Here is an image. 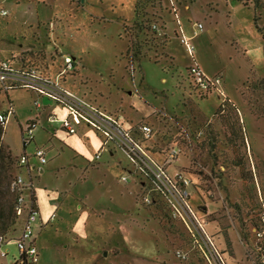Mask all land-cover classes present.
<instances>
[{
    "label": "rangeland",
    "instance_id": "1",
    "mask_svg": "<svg viewBox=\"0 0 264 264\" xmlns=\"http://www.w3.org/2000/svg\"><path fill=\"white\" fill-rule=\"evenodd\" d=\"M135 2L10 0L2 5L17 7L18 13L0 16V59L60 78L71 92L105 109L143 142L149 158L170 175L178 172L188 179L189 209L174 207L117 141L121 150L113 148L126 181L107 180L108 171L117 172L113 161L97 171L81 169L83 159L93 156L94 137L84 141L57 129L53 135L37 118L34 101L42 108L48 104L46 112L55 105L29 89H11L7 96L0 91V112L11 111L3 143L16 159L25 152L34 165L35 146L47 147L48 155L61 147L33 178L43 211L52 209L49 200L55 201L59 189L77 193L80 174L88 176L89 187L99 180L104 184L97 186L99 192L93 188V197L105 194L112 182L111 202L81 217L82 225L95 232L89 243L74 236L57 240L56 247L95 249L94 264L108 249L120 252L127 264H264V0H140L137 15ZM188 21L202 24L190 38L191 54L181 42L186 35L181 23L195 35ZM191 63L206 76L219 75L218 89L200 98L189 90L185 67ZM29 121L37 125L33 140L23 147ZM140 124L151 128L147 140L137 131ZM74 143L79 158L67 148ZM60 164L64 168L57 169ZM13 167L15 175L18 167ZM13 199L10 188L0 190L5 238L17 227ZM30 264H41V258Z\"/></svg>",
    "mask_w": 264,
    "mask_h": 264
},
{
    "label": "crops",
    "instance_id": "2",
    "mask_svg": "<svg viewBox=\"0 0 264 264\" xmlns=\"http://www.w3.org/2000/svg\"><path fill=\"white\" fill-rule=\"evenodd\" d=\"M173 3H176V0H170ZM195 1V0H193ZM191 0V2H193ZM10 0H2L3 5L9 6ZM186 4V3H185ZM2 5V6H3ZM187 5H185L186 7ZM189 13L191 12V7L189 6ZM8 11L10 10L9 17L15 18L18 9L10 7H7ZM25 21V20H23ZM191 28L194 30V24L197 23L196 21L190 22ZM181 27L184 30V33L186 34V38L188 39L190 43V38H194L195 35H192V29L189 31L185 29L181 23ZM1 44V41H0ZM5 60H10L6 59ZM11 61V60H10ZM12 63V62H11ZM15 65V64H14ZM23 65V64H20ZM18 65V66H20ZM17 66V65H16ZM27 66V65H25ZM62 75V74H61ZM60 77V74L58 75ZM59 84L61 87H63L66 90L67 87L64 86L63 83H61L60 78H57ZM17 89V88H14ZM30 90V89H29ZM33 93H35L36 96L41 97L43 99H48L34 90H31ZM70 91V90H69ZM8 92V91H7ZM7 92H5L7 96ZM50 100V99H48ZM37 103L38 101L35 100ZM36 111L38 112L37 118L42 117V120L44 122L48 123V129H50L53 133V135L56 133L57 130L59 131H65L63 128L60 127V124L58 122H49L48 117L53 116L55 118H61L65 115L66 109L62 105H59L55 102L53 104L55 105L50 112H46V109L48 108V104H45V106L42 108V106L35 105ZM51 101V100H50ZM89 101V100H88ZM93 103L92 101H89ZM96 105L95 103H93ZM98 106V105H96ZM99 107V106H98ZM100 108V107H99ZM101 109V108H100ZM105 110V109H104ZM103 110V111H104ZM120 123V122H119ZM37 125V123H36ZM57 125V126H55ZM35 128V127H34ZM57 129V130H56ZM66 132V131H65ZM69 135H76L84 138V141L89 140L90 135L94 137V148L92 150L93 156L92 158H87L86 160L83 159V161L79 164V167L83 170L87 169H95L96 171L102 168V166L107 163V165L112 162L114 163L115 168L117 169V172L113 175H111L110 171H108V175L110 176L107 178V180H112V177L114 180L117 178H121L123 176L122 173H120V166L119 161H121L120 158H118L116 151H114V148L118 147L116 143L113 140H110L104 136H102L100 133H98L96 130L91 128L90 126L86 124H79L75 128L74 133H68ZM67 137V136H66ZM137 138V137H136ZM33 140V138H32ZM31 140V141H32ZM3 141V140H2ZM30 142V141H29ZM29 142L26 143L29 144ZM6 145V144H5ZM25 145V146H26ZM77 145L74 143V146L71 147L70 145L67 146L68 150L70 151L72 158H79L80 152L77 150ZM7 146V145H6ZM24 146V147H25ZM8 147V146H7ZM51 148L54 147V145L50 146ZM114 147V148H113ZM9 148V147H8ZM37 148H41L44 151V156L46 161L44 163H40L38 158L34 155V152ZM120 150L121 148L118 147ZM61 147H59V150L57 149V152L52 155H48L47 153V147L42 146H35L33 151V156L37 160V166L30 163V157L25 155V152H23V155L27 157V161L25 164H18V171L25 182V188L23 190V196L25 200L32 201L34 205L37 208V219L33 226V235L31 240L33 241L34 245L37 248L38 252V260L35 263H38L41 258V264H52L53 258L55 257V264H94L96 261V251L95 249H92L90 247L87 248H69L67 247L66 243H61L62 247H56V243H58L57 240L59 239H83L85 243H89L88 240L92 238V235L95 236V232H93V229H90L89 227L83 226L81 222L82 215L86 217L89 214V209L96 207V206H103L105 204H108L111 202V192L110 189L112 186V182H108L105 194H98L97 197L92 196V190L93 188H97V186H103L100 185L102 182L100 180L92 187H89L88 183V176H85L84 174H80L78 177H76V185H78L79 191L77 193L72 194L71 191H64L62 193L61 189L59 191H56V194H54L55 201H50V206H52V209H49L48 211H43L40 205V201L38 200V196L36 194V190L34 189V182L33 178L36 179L43 173L44 166L49 163L50 159H54L57 157L60 153ZM99 153V156L96 158L95 155ZM106 153L107 157L104 159H101L102 156ZM18 156L20 158L21 156ZM127 157V156H126ZM107 158V159H106ZM112 158V159H111ZM65 165V164H64ZM63 164L56 165L57 169L64 168ZM67 165V164H66ZM70 165V164H68ZM76 165V164H74ZM73 165V166H74ZM25 170V171H24ZM35 171L36 173H32V171ZM123 171V170H122ZM167 171V169H166ZM168 172V171H167ZM169 174V173H168ZM173 175V174H172ZM103 177L106 178L105 174H103ZM111 178V179H110ZM74 181V182H75ZM114 185V184H113ZM111 186V187H110ZM97 192L100 191L99 188L96 189ZM62 194V196L59 198L57 195ZM54 214L53 217H51V214ZM27 211L26 209H23L21 214L17 217V227L16 231H14L13 234H10V236H7L3 239V243L0 250V264H15L17 261L20 263L21 260L19 259V251L17 249V239L20 236L22 226L26 217ZM73 233L70 237L69 234ZM75 236V238H74ZM29 241V240H28ZM121 253L116 252L115 250L108 249L107 251L102 253V258L99 260L100 264H127L125 258L118 257ZM45 255V261L42 260ZM47 256H50V260H47ZM5 257H9L7 261L2 260ZM26 264H30L29 261H25ZM33 263V262H32Z\"/></svg>",
    "mask_w": 264,
    "mask_h": 264
},
{
    "label": "built area",
    "instance_id": "3",
    "mask_svg": "<svg viewBox=\"0 0 264 264\" xmlns=\"http://www.w3.org/2000/svg\"><path fill=\"white\" fill-rule=\"evenodd\" d=\"M8 13V9L2 6V0H0V16L6 17ZM193 27V33L196 34L198 31H201L202 24L197 22ZM181 42L185 45L187 52L191 54L193 46L189 43L188 39L183 36L181 37ZM65 64L71 66V58L66 57ZM191 72L195 83L202 89H218V84L221 81L220 76H206L196 65H193ZM14 88L34 90L38 94L65 107L66 113L63 117L55 118L50 116L48 117V121L58 122L60 127L66 132L74 133L77 125L86 124L102 136L114 142H119L128 159L133 164H139V169L145 170L151 175L156 188L168 195V199L174 207L179 206L182 209H189L187 202L188 194L185 187L188 185V179L178 172L173 175L168 174L162 163L154 161L145 154L143 145L140 142L141 140L122 128L113 116L81 96L64 89L60 86L57 79L53 80L41 75L35 67L16 66L8 60L0 59V91L7 92ZM35 105L38 106L36 101ZM10 113L11 111L8 110L0 112V122L5 123ZM35 126L36 123L34 121H29L24 125L22 136L27 142L32 140ZM137 131L141 139L147 140L151 135V128L147 124H140ZM34 155L40 163L46 161L44 151L41 148H37ZM98 156L99 153L95 155L96 158ZM172 156L173 154L171 153L170 157ZM26 161L27 157L23 155L19 158L18 164H25ZM121 180L126 181V176H122ZM25 186L23 177L19 173H16L12 177L9 184L10 190L15 194L14 210L16 215L19 216L23 209L27 211L20 236L17 239L19 256L25 261L35 263L38 260V252L31 238L38 212L32 201H28L27 203L25 200L23 196ZM144 200L148 201V198L145 197ZM53 216L54 214L52 213L51 217ZM2 243L3 238L0 236V250ZM262 262L264 263V255Z\"/></svg>",
    "mask_w": 264,
    "mask_h": 264
},
{
    "label": "trees",
    "instance_id": "4",
    "mask_svg": "<svg viewBox=\"0 0 264 264\" xmlns=\"http://www.w3.org/2000/svg\"><path fill=\"white\" fill-rule=\"evenodd\" d=\"M138 1H140V0H136L135 6H134L136 15H137L136 9L138 7V5H137ZM254 26L257 29L256 24H254ZM263 48H264V46H263ZM168 49L171 51L170 48H168ZM263 52H264V50H263ZM172 59H174V57ZM193 65L194 64L191 63V64H189V66L185 67V69L187 71V76H186L187 81H188L187 87L189 88V90H194V91L196 90L195 93L197 94L198 98L204 97L211 90L202 89L201 87H199L195 83L192 72H191ZM221 106H224L223 103L219 104L217 109L220 110ZM3 131H4V123L0 122V190L2 188H5V187L9 188L10 181H11L12 177L14 176L13 175V172H14L13 166L15 165V167H18V162H19V158L16 159L14 156H12L10 149L3 143V141H2ZM22 140H23V147H24L26 145L27 141L23 138H22ZM141 144L144 145L143 142H141ZM131 164H133V163L131 162ZM14 174H16V173H14ZM11 193H13V192L11 191ZM14 208H15V194H14V199H13V204H12V212H13L14 217L17 218L18 215H16ZM0 236H2L3 239L5 238L2 234H0ZM19 259L21 260L22 264L26 263L22 257H20Z\"/></svg>",
    "mask_w": 264,
    "mask_h": 264
}]
</instances>
